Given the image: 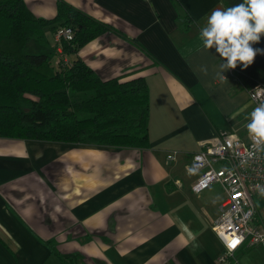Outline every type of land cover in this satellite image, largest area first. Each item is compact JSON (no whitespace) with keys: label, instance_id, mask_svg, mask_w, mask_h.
<instances>
[{"label":"crops","instance_id":"obj_1","mask_svg":"<svg viewBox=\"0 0 264 264\" xmlns=\"http://www.w3.org/2000/svg\"><path fill=\"white\" fill-rule=\"evenodd\" d=\"M59 1L112 30L77 52L96 75L144 79L149 146L0 139V264H264L261 248L218 262L212 226L225 194L206 207L186 170L219 133L247 138L256 107L219 46L201 39L224 0H24L45 20ZM44 38L57 65L51 29Z\"/></svg>","mask_w":264,"mask_h":264},{"label":"trees","instance_id":"obj_2","mask_svg":"<svg viewBox=\"0 0 264 264\" xmlns=\"http://www.w3.org/2000/svg\"><path fill=\"white\" fill-rule=\"evenodd\" d=\"M242 2L224 0L226 8ZM60 27L73 31V40L61 43L62 55L74 54L73 59L63 61L56 45L57 65L51 55L24 52L31 40L47 44L45 29L54 35ZM109 31L62 1L56 16L45 20L34 17L24 0H0V139L147 149L149 94L144 79L137 72L101 79L77 56L81 47ZM250 43L264 50V34L258 43ZM235 72L247 91L264 86V55L258 54L246 69L238 62Z\"/></svg>","mask_w":264,"mask_h":264},{"label":"built area","instance_id":"obj_3","mask_svg":"<svg viewBox=\"0 0 264 264\" xmlns=\"http://www.w3.org/2000/svg\"><path fill=\"white\" fill-rule=\"evenodd\" d=\"M73 40L69 27H60L53 35L56 51L63 61L61 43ZM235 71V69H233ZM256 86L248 90L252 104L264 102V96L256 97ZM247 131L246 140L221 132L201 145L187 167L197 181L193 192L200 193L212 185H219L225 201L220 216L212 230L223 246L218 262L223 263L241 248H261L264 254V143L253 146ZM173 160L174 156H168ZM238 243L232 247V242Z\"/></svg>","mask_w":264,"mask_h":264},{"label":"clouds","instance_id":"obj_4","mask_svg":"<svg viewBox=\"0 0 264 264\" xmlns=\"http://www.w3.org/2000/svg\"><path fill=\"white\" fill-rule=\"evenodd\" d=\"M206 23L201 39L209 49L219 46L218 52L228 61L224 68L235 69L240 62L246 69L258 54L264 55V50L254 49L250 43H258L264 34V0H243L228 8L216 7L207 16ZM255 95L264 96V88H257ZM246 127L254 147L264 143V102L251 111ZM189 236L195 239L191 233Z\"/></svg>","mask_w":264,"mask_h":264},{"label":"rangeland","instance_id":"obj_5","mask_svg":"<svg viewBox=\"0 0 264 264\" xmlns=\"http://www.w3.org/2000/svg\"><path fill=\"white\" fill-rule=\"evenodd\" d=\"M51 43H49V45H43V44H38L36 43L34 40L29 41L25 48H24V52L26 54H47V55H51V59L54 60L55 55L51 54ZM41 50H44L46 52H41ZM242 139V138H241ZM244 140H246V137L243 138ZM222 188H220L219 186L216 185H212L209 188L203 190L205 193H203L201 195V202L206 206L209 207L210 204L213 205L216 202L218 203L220 200L223 201L224 200V196L222 194ZM217 206V205H216Z\"/></svg>","mask_w":264,"mask_h":264},{"label":"snow or ice","instance_id":"obj_6","mask_svg":"<svg viewBox=\"0 0 264 264\" xmlns=\"http://www.w3.org/2000/svg\"><path fill=\"white\" fill-rule=\"evenodd\" d=\"M237 243H238V241H237V240H234V241L232 242V247H235Z\"/></svg>","mask_w":264,"mask_h":264}]
</instances>
